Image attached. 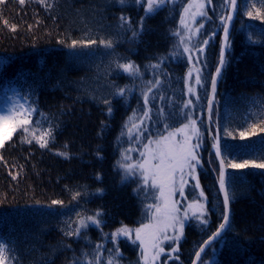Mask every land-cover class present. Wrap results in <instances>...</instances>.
Wrapping results in <instances>:
<instances>
[{
  "label": "trees",
  "instance_id": "16d2710c",
  "mask_svg": "<svg viewBox=\"0 0 264 264\" xmlns=\"http://www.w3.org/2000/svg\"><path fill=\"white\" fill-rule=\"evenodd\" d=\"M189 1L166 0L150 15L144 11L146 5L135 0L124 4L119 0H46V4L25 0L23 5L19 0H4L0 4V104L13 94L12 99L16 96L20 104L37 109L31 116L33 126L40 125L37 135L49 126L54 129V139L46 148L35 141L22 143L17 131L0 149V242L13 249V264H88L95 259L97 244L104 245L100 260L107 264L113 244L103 234L122 226L135 229L149 220L148 205L155 204L156 190H147L130 177L122 183L125 174L120 164L129 149L141 152L148 140L182 127L186 112L205 117L219 61L221 17L229 12L225 0H211L200 32L208 44L203 55L193 53L189 61L176 35ZM252 3L264 11L259 0H239L229 63L212 108L227 186L234 194L231 223L199 264H207L210 256H215L212 264H264V169L228 167L229 161L264 162V132L259 131L264 127V109L253 104L264 98V18L246 14ZM4 20L16 25V31L5 26ZM133 31L139 33L135 39ZM73 40L96 43L71 48ZM100 41H111L112 47ZM161 58L160 68L148 67ZM128 62L139 66V76H129L117 67ZM191 63L200 68L202 77L195 95L188 92ZM156 80L160 83L153 86ZM118 88L126 89L123 97L114 95ZM105 100L111 101L110 115ZM189 100L192 104L185 107ZM145 111L149 118L144 117ZM141 121L148 125L132 141L129 129ZM253 124L255 135L250 131ZM199 125L204 142L197 189L203 190L207 201L208 224L190 220L175 257L163 258L161 264H192L202 244L222 223L219 164L206 118ZM241 131L247 133L244 138ZM60 152L67 153V158ZM77 192L81 195L73 200ZM184 198L197 199L188 188ZM53 200L63 205H52ZM96 212L104 222L102 231L90 226L81 238L65 235L76 227L78 214ZM119 251L118 264H143L138 242L120 237Z\"/></svg>",
  "mask_w": 264,
  "mask_h": 264
},
{
  "label": "snow or ice",
  "instance_id": "6c2138e0",
  "mask_svg": "<svg viewBox=\"0 0 264 264\" xmlns=\"http://www.w3.org/2000/svg\"><path fill=\"white\" fill-rule=\"evenodd\" d=\"M4 0H0L2 4ZM41 3L46 4V0H40ZM146 7L144 11L146 15H150L156 12L162 5L166 3V0H144ZM208 3H211V0H207ZM227 6L231 9L227 15L221 17V22L223 25V40L222 46L219 53L218 66L215 70V76L211 78V88L213 93V98L208 102V111L209 114L212 112L213 100L215 98L217 80L222 76L223 70L226 68L228 61V55H230L231 49V40H230V26L233 20V14L238 9L237 0H225ZM259 2L264 5V0H259ZM19 3L23 5L25 0H19ZM119 3L124 4L125 0H119ZM136 4H141L142 0H135ZM50 6V5H46ZM246 7L248 5H245ZM195 8L196 11L190 12L191 9ZM204 3L189 4L188 7L184 9L185 14L190 15L191 19L194 21L196 16H206L204 11ZM250 18H264V11L260 8H256V4L252 3L250 10L246 13ZM122 22L128 23L126 17L120 18ZM3 23L5 26H8L11 31H16V25H8V21L4 20ZM181 25L192 35H195L199 32L200 28L203 27L201 24L195 32L190 28L189 24L186 22V17H181ZM143 30L141 24V31ZM139 33L133 31V38L138 37ZM176 35H180L176 33ZM185 39L191 40V35L181 36V44H184V53H190L191 49L185 43ZM61 43H63L61 41ZM96 41L90 40L88 42L76 41L73 40L69 45L71 48H76L79 46L87 47L90 44H95ZM105 47H112L111 41H100ZM205 45L208 44V40L203 41ZM198 55H203L204 49H196ZM175 55V54H174ZM163 59L157 64L149 65L148 67L152 69L160 68L163 63ZM189 61H192L193 57L188 56ZM199 59L196 60L198 64ZM119 69H122L124 73H127L129 76L136 77L139 76L140 68L132 62L117 64ZM195 72V76H193ZM200 68L196 67L195 64L192 68L188 70L187 79L189 81L194 80L195 85L202 86V77H201ZM3 73L0 72V75ZM152 83V82H149ZM160 83L159 80H156L153 86H158ZM151 91V88L148 89V92ZM125 88H118L114 93L115 96L123 97L125 95ZM188 92L195 95V88L192 85H189ZM144 104L145 106L149 103V96L147 92L143 93ZM198 99V97H197ZM106 104L109 105L108 113L109 115L112 112L111 101L105 100ZM192 104V101L189 100L184 106L188 107ZM253 104H259L262 109H264V98L253 100ZM37 112L36 108L31 106L25 107L23 104H16L9 108L5 113L0 114V149L5 147L7 141H11L13 134L19 131L21 135V142L31 144L35 141L41 148L48 147L49 141L54 139L53 131L54 129L49 126L46 130L40 131L37 135V129L40 127L39 122H34L31 120V116ZM162 112V110H161ZM41 115H43L41 113ZM135 116V113H133ZM144 117L149 118V112H144ZM188 122L185 123L181 128L177 129L176 132H169L167 135H161L158 139L149 140L147 144L144 145L145 151L141 153L143 157L142 161L137 162L135 165L132 164H120V167L124 169L125 176L122 178V183H124L130 175L134 174V170L138 169L140 176L143 182V185H150L152 189L158 190L159 195L155 198L159 203L148 205V211H151L150 222L147 224H142L140 227L135 229H130L127 226H122L118 228L115 232L111 234H103L105 239H108L112 242L113 248L108 249L111 255L107 259V264H118V260L121 257L119 251V238L125 237L136 243L139 241V246L141 248V259L143 264H154V262L159 258L160 254L164 252L163 247L161 246L164 241L172 240L178 242L182 235L185 226V220L189 218V212L192 216L195 217L202 225L208 224L207 211L205 204L200 199H195L188 204L187 209L181 215V209L178 207V201L174 199V196L177 192L181 196L184 194V186L187 183L185 176H189L192 179L196 180L195 187L199 188V179L196 176V167L199 165L200 160L197 153V149L200 148L202 143V133L197 127V122L191 116L186 117ZM211 119V116L209 117ZM131 119V118H130ZM264 123V121H261ZM143 124V121H141ZM133 127L139 126L133 124ZM256 125L253 124L250 128L251 134H256ZM260 132H264V127L259 128ZM129 134H131V129H129ZM179 134L182 139L177 140L176 136ZM231 135V133H228ZM246 132L241 131L239 133L241 138L246 136ZM31 137V138H29ZM193 140H196V143H193ZM216 143L213 147L215 148V153L217 158H220L219 164V190L223 193V207L224 211L222 213V223L219 224L217 230L212 234L208 241H205V245H208L213 240L221 237L222 233L226 228L230 226V212L229 204L232 199H234V194H230L229 188L226 185L225 180V161L222 157L221 147L219 144L218 138L214 137ZM58 155L64 156L67 158V153L60 152ZM2 159V156H0ZM124 159H128L127 156ZM228 167L235 169L243 168H260L264 169V162L257 163L255 161L245 160L242 163L228 162ZM11 174V173H10ZM13 179H16V176L13 175ZM99 179V177H97ZM179 178V180H178ZM179 183V186H177ZM103 191V190H98ZM81 193L77 192L73 195L72 199L76 200ZM200 197H204L203 190L199 193ZM206 199V198H205ZM52 205H63V201L53 200ZM154 210V211H153ZM101 216L100 212H96L94 215L89 216H80L78 214L77 220L74 222L76 227L71 231L65 233L68 236H76L81 238L86 236L87 229L90 226H95L97 229L102 231L103 221L99 219ZM172 230L175 235L169 236V230ZM133 233L135 238L133 239ZM96 255L94 261H88V264H101L100 256L104 249L103 244H97L96 246ZM178 249L173 248L172 251L175 252ZM13 249L9 247L6 242H0V264H13L15 257L11 255ZM204 247H201L200 251L196 253L197 260L201 258V253L204 252Z\"/></svg>",
  "mask_w": 264,
  "mask_h": 264
},
{
  "label": "rangeland",
  "instance_id": "374dc122",
  "mask_svg": "<svg viewBox=\"0 0 264 264\" xmlns=\"http://www.w3.org/2000/svg\"><path fill=\"white\" fill-rule=\"evenodd\" d=\"M142 3H144L146 5V3L144 2V0H142ZM196 3H204L205 4V8H204V11L205 12L208 11V6H210V4H211V3H208L207 0H191V1L188 2V4L186 5V7H188L189 4H196ZM194 11H196L195 8H193V9L190 10V12H194ZM182 16H185L186 17V22L189 24V26L193 30V32H195V29H197L201 24H203V26H204L206 16H196L195 17V20L193 21L191 19L190 15L185 14V12L183 11L182 15L179 18V32L178 33L180 35H177L179 41H181V36H184L186 38L187 36L191 35V40L190 41L187 40V39H185V43L191 49V52L190 53H186V56L188 57L189 55L192 56L193 53L196 54L197 53L196 49H198L200 47H202L203 49L206 48L207 45H205L203 43V41H205L207 39H201V37H200L201 36L200 35V32H202V28L203 27L200 28L199 32L196 33L195 35H192L191 33H189L181 25V17ZM182 46L184 47V44H182ZM191 64L194 65L193 63H191ZM193 74H195V72H193ZM189 85H192L195 88V91L197 90V85H195L194 80H192V81H189L188 80V87H189ZM12 97H13V94H8V97L4 98V100L0 104V114L5 113L13 105L20 104V102H19V100H18V98L16 96L13 99H12ZM192 108L194 109L193 106H192ZM191 111H193V110H191ZM187 116H191V118H193V119L196 120L197 127L199 129H200V125H199L200 124V121L203 120V118H206V114H205V117H201L199 119V118L196 117V115L194 113L191 114L189 112L188 113L186 112L185 113V119H184L185 121H184V124L188 122V120L186 118ZM206 124H207V121H206ZM143 125L146 126V125H148V123H146V121H143V124H138L139 130L137 129V127H133L132 128L131 134L129 135V136H131L132 141L134 140V138H135L136 141L140 138V131H141ZM207 129H208V133H209L210 143H211V140L213 142H215L216 140H214V137L216 138V136H215L214 131H213V129H214V123H213V119H212V112H211V122H210L209 128H208V125H207ZM176 130L177 129H175L173 131H169V132H176ZM200 132H201V129H200ZM168 133H166L165 135H167ZM141 136H142V133H141ZM202 136H203V133H202ZM210 136H212V137L210 138ZM154 139H158V138H152L150 140H154ZM176 139L177 140H180V139H182V137L179 134H177ZM203 142H204V140H203V137H202L201 146H200L199 149H197V153H198V156H199V160H200V157H201V152H202L201 148L203 147ZM193 143H196V140H193ZM144 151H145L144 147L142 148V151L141 152L138 149L136 150L135 148L129 149L125 153V156H127L128 159H124L123 158V162L122 163L123 164H132V165H135L137 162L142 161L143 157L141 156V153L144 152ZM200 164L201 163H199V165H197V167H196V173L195 174H196L197 177H198V168L200 167ZM121 172L123 174V172H124V169L123 168H121ZM124 174H125V172H124ZM129 177L132 178L133 181H135L139 186H145V185H143V182H142V179H141V176H140V172H139L138 169H135L134 170V174L133 175H130ZM178 180H179V178H178ZM185 180L187 181V183L184 186V194H183V196H181L179 194V192H177L176 195L174 196V199L179 202L178 203V207L181 209V215H183V212L187 209L188 204L192 202V201L189 202V201H187L186 198H184L185 191L188 188L189 190H191V192L194 194V196L197 197V199H200L205 204V208H206V211H207V219H208L207 201L205 199V196L204 197H200L199 196V193H200L201 189L198 190L197 188H195L192 185V183H195L196 180L192 179L189 176H185ZM177 186H179V183H178ZM145 188H147V190H149V189L151 190L152 189L150 185L145 186ZM154 193H157V195H154L155 198H156L159 195L158 190H156ZM155 198H154V201H155L154 203H159V201L156 200ZM151 214L152 213L150 211V214H149L150 217H149V220L146 222V224L150 222ZM190 220H195V221L199 222V220H197L195 217L192 216L191 212H189V218L187 220H185V226H186V224ZM185 226H184V228H185ZM183 232H184V230H183ZM168 235L169 236H174L175 233L170 229L169 232H168ZM134 238H135V234L133 233V239ZM179 241L178 242L172 241V240L164 241L162 243V245H161L163 247V249H164V252L160 254L159 258L154 262V264H161V261H162L163 258L173 259L175 257V255H176V252L177 251L173 252L172 249L173 248L178 249V243H179ZM137 242L139 244V241H137ZM140 250H141V248H140ZM214 259H215V256H210L209 259L207 260V264H212V262H213Z\"/></svg>",
  "mask_w": 264,
  "mask_h": 264
},
{
  "label": "water",
  "instance_id": "95a60500",
  "mask_svg": "<svg viewBox=\"0 0 264 264\" xmlns=\"http://www.w3.org/2000/svg\"><path fill=\"white\" fill-rule=\"evenodd\" d=\"M238 3H239V0H237V4H238ZM230 11H231V9L229 8V12H230ZM236 12H237V11H236ZM236 12L233 14V20H232V22H231V26H230V29H229L230 35H231V31H232V27H233L234 20H235V18H236ZM223 35H224V33H223V31H222L221 46H222ZM220 49H221V48H220ZM213 76H215V72H214ZM213 76H212V77H213ZM221 77H222V76H221ZM221 77L218 78V80H217L216 92H215V98H214V100H213L212 108H213V106H214V104H215V102H216V95H217V90H218V87H219V83H220V79H221ZM212 98H213V93H212V88H211V83H210L208 102H209V100L212 99ZM208 102H207V108H206V113H205V114H206L207 125H208V128H209V125H210V122H211V119H210L209 117L211 116V114H209V111H208ZM215 136H216V138H218V140H219V144H220V138H219L218 130H216V134H215ZM211 137H212V136H210V138H211ZM214 143H216V141L213 142V141L211 140L212 150H213V152H214V154H215V156H216L215 148L213 147ZM220 147H221V145H220ZM221 158H223V157H221ZM216 159H217V161H218V164H220V158H217V156H216ZM225 171H226L225 180H226V185H227V169H226V165H225ZM219 188H220V186H219V180H218V189H219ZM219 192H220V190H219ZM220 196H221L222 201H223V193H222V192H220ZM229 212H230V220H231V203L229 204ZM222 222H223V221H222ZM227 230H228V228H226V229L224 230V232L222 233L221 237L225 234V232H226ZM211 236H212V235H211ZM211 236H210V237H211ZM210 237H209V238H210ZM221 237L217 238L216 240H213V241H212L211 243H209L208 245H205V243H203L201 247H204L205 251L201 253V258H200L199 261L197 260V257H196V255H195V257H194V259H193V261H192V264H199L200 261H201V259H202L203 256H204V254L206 253V251H207V250H208V249H209V248H210L215 242H217L218 240H220ZM209 238H208L206 241H208ZM201 247H200V249H201ZM200 249L198 250V252L200 251Z\"/></svg>",
  "mask_w": 264,
  "mask_h": 264
}]
</instances>
